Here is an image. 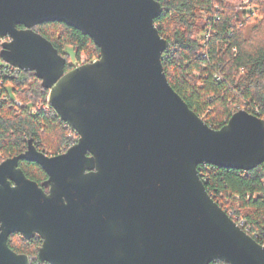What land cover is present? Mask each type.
Wrapping results in <instances>:
<instances>
[{"label": "water", "instance_id": "water-1", "mask_svg": "<svg viewBox=\"0 0 264 264\" xmlns=\"http://www.w3.org/2000/svg\"><path fill=\"white\" fill-rule=\"evenodd\" d=\"M161 0H0V58L35 74L78 135L58 156L29 141L0 164V264H30L8 245L43 239L40 264H264V246L209 195L198 167L264 164V119L239 110L211 128L173 89L155 20ZM62 23L100 49L67 60L36 26ZM36 164L40 185L19 166ZM48 190V191H46Z\"/></svg>", "mask_w": 264, "mask_h": 264}, {"label": "trees", "instance_id": "trees-1", "mask_svg": "<svg viewBox=\"0 0 264 264\" xmlns=\"http://www.w3.org/2000/svg\"><path fill=\"white\" fill-rule=\"evenodd\" d=\"M234 1L161 0L164 11L155 20L170 45L162 57L170 85L217 130L239 110L264 119V0H250L247 7L252 11L247 12ZM34 30L65 57L67 72L73 69L67 48L73 50L75 59L81 54L89 59L100 57V49L89 36L65 24L46 23ZM0 94V164L24 153L30 140L51 157L78 142L79 135L54 110L31 113V107L45 103L49 95L34 73L7 76L0 69ZM15 99L25 104L20 113L15 110ZM19 166L40 185L48 178L36 164L21 161ZM198 170L214 201L233 213V219H244L259 234L257 242L264 245V164L249 172L206 164ZM40 243L39 238L30 244L12 239L10 247L29 256L31 264H40L36 259Z\"/></svg>", "mask_w": 264, "mask_h": 264}, {"label": "built area", "instance_id": "built-area-1", "mask_svg": "<svg viewBox=\"0 0 264 264\" xmlns=\"http://www.w3.org/2000/svg\"><path fill=\"white\" fill-rule=\"evenodd\" d=\"M250 3V0H241L240 3H238V7L240 9H242L243 11H246L247 10H251L252 11V8H249L247 7V5ZM2 40V44L6 41H9L7 38L6 39H1ZM164 55V54H163ZM80 61L79 62H76L74 63V66L75 68L76 67H80V66H83V65H87V64H91V63H95L99 60V57H95V58H92V59H87L85 57V54H81L80 55ZM2 60V59H1ZM3 61V60H2ZM0 69H1V73H4L6 74L7 76H15L17 74V72L21 71L11 65H9L8 63L4 62L3 61V64L1 63L0 64ZM3 84V83H2ZM2 96V94H0V97ZM14 104H15V110L20 113L23 109H25V104L18 100V99H15L14 100ZM31 113L32 114H37L38 112H45V113H48L50 111L53 110L52 106L50 105V101H49V95L47 97V100L45 103H40L34 107H31ZM256 112L258 113V110H256ZM227 212V211H226ZM228 213V212H227ZM231 218L233 219V213H228ZM235 221V223L246 233L248 234L249 236H251L254 240L257 241V239L259 238V234L257 232H253L252 228L247 225L246 221L244 219H242L241 217H235V219H233ZM264 246V245H263Z\"/></svg>", "mask_w": 264, "mask_h": 264}, {"label": "flooded vegetation", "instance_id": "flooded-vegetation-1", "mask_svg": "<svg viewBox=\"0 0 264 264\" xmlns=\"http://www.w3.org/2000/svg\"><path fill=\"white\" fill-rule=\"evenodd\" d=\"M46 191H48V190H46ZM13 237L15 238V237H19L20 238V241H26V243L27 244H30L31 242H33V241H35L37 238H39V240H40V245H39V247H38V252H37V254H36V259H37V255H38V253H39V250H40V248L42 247V245H43V239L39 236V235H36L33 239H31L30 241H27L26 239H24L23 238V236L22 235H20L19 233H16V234H13V235H11L10 236V238H9V240H8V245H9V247H10V243H11V241H12V239H13ZM11 248V247H10ZM12 249V248H11ZM13 250V249H12ZM14 251V250H13ZM15 252V251H14ZM16 253V252H15ZM17 254H19V253H17ZM19 255H25V254H19ZM29 257V256H28ZM30 258V257H29ZM38 261V260H37ZM39 263V262H38ZM30 264H31V259H30Z\"/></svg>", "mask_w": 264, "mask_h": 264}, {"label": "rangeland", "instance_id": "rangeland-1", "mask_svg": "<svg viewBox=\"0 0 264 264\" xmlns=\"http://www.w3.org/2000/svg\"><path fill=\"white\" fill-rule=\"evenodd\" d=\"M241 1L240 0H235L233 3L234 4H238V3H240ZM65 52H71V54H70V60H71V62H72V65H73V68H75V66H74V63H76V62H79L80 61V59L78 58V59H75V53L73 52V50L71 49V48H67L66 49V51ZM85 57L88 59V57L85 55ZM76 61V62H75ZM16 242V243H18L19 241H20V238L19 237H15V238H13V242Z\"/></svg>", "mask_w": 264, "mask_h": 264}]
</instances>
